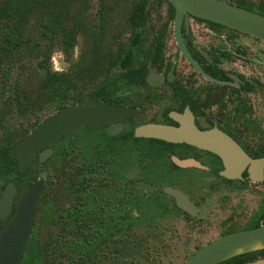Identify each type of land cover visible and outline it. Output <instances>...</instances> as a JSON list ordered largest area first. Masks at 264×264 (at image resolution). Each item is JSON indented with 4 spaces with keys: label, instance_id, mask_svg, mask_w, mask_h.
<instances>
[{
    "label": "flooded vegetation",
    "instance_id": "obj_1",
    "mask_svg": "<svg viewBox=\"0 0 264 264\" xmlns=\"http://www.w3.org/2000/svg\"><path fill=\"white\" fill-rule=\"evenodd\" d=\"M220 1L264 16V0ZM128 2L142 12H125L115 34L109 12L105 28L115 48L128 47V62L97 64L94 85L83 89L108 100L83 101L131 113L97 128L80 123L48 145L45 161L55 152L68 172L62 182L54 174L57 163L50 167L46 214L38 211L41 178L18 264H136L137 245L145 259L161 251L186 264L212 240L264 225V42L191 14L176 19L167 0ZM127 17L133 19L128 26ZM146 125L188 136L137 135ZM7 183L0 180V196ZM19 193L9 213H0V233ZM230 259L264 264V248Z\"/></svg>",
    "mask_w": 264,
    "mask_h": 264
},
{
    "label": "trees",
    "instance_id": "obj_2",
    "mask_svg": "<svg viewBox=\"0 0 264 264\" xmlns=\"http://www.w3.org/2000/svg\"><path fill=\"white\" fill-rule=\"evenodd\" d=\"M67 0H0V180L13 182L17 192L31 185L40 170H50L57 163L54 174L62 182L68 172L61 155L54 154L44 163L34 160L24 173L17 171V163L8 155L9 149L25 137L41 120V116L78 104L86 99L108 100L95 90L83 87L94 85L101 67L97 64H127L128 47H114V35L107 36L105 28L110 8L99 4L97 18L88 25L79 24L64 16ZM58 10L53 12L51 6ZM127 4L125 12L141 13L139 4ZM135 8V9H134ZM137 19V18H136ZM133 19L127 17L126 26ZM77 33L82 49L71 59ZM53 45L62 49L71 67L66 73L54 72L50 65ZM44 117V118H45ZM55 145V144H54ZM53 145V146H54ZM53 171L44 175V188L38 211L46 214L43 193L53 182ZM61 190L66 187L60 186ZM33 236V233H32ZM29 242L28 254L33 251ZM230 259L219 264H231ZM27 262L32 263L28 258Z\"/></svg>",
    "mask_w": 264,
    "mask_h": 264
},
{
    "label": "water",
    "instance_id": "obj_3",
    "mask_svg": "<svg viewBox=\"0 0 264 264\" xmlns=\"http://www.w3.org/2000/svg\"><path fill=\"white\" fill-rule=\"evenodd\" d=\"M175 11V18L181 14L209 20L251 35L264 42V16L228 4L220 0H167ZM131 113L130 109L100 101L87 100L80 105H68L40 121L28 134L16 142L8 151L17 162V170L24 173L34 158L39 163L51 154L48 145L57 141L61 134L71 131L80 123L97 128ZM137 135L179 141L187 132L170 127L146 125L136 130ZM43 186L41 178L21 189L15 200L14 214L4 224L0 233V264H18L32 227L38 198ZM16 194L15 186L8 182L0 196V213L7 215ZM178 205L179 196L172 192ZM264 248V225L255 229L235 232L218 237L199 248L186 264H218L232 257Z\"/></svg>",
    "mask_w": 264,
    "mask_h": 264
},
{
    "label": "rangeland",
    "instance_id": "obj_4",
    "mask_svg": "<svg viewBox=\"0 0 264 264\" xmlns=\"http://www.w3.org/2000/svg\"><path fill=\"white\" fill-rule=\"evenodd\" d=\"M103 4L105 7L110 8L109 10L111 11L112 15H111V24L109 27V33H117L119 28L122 26V20L124 18L125 15V10L128 4V0H67L65 2V5L63 3V6L65 8L64 10V16L68 17L70 20L73 19L77 20L79 22V24L84 25H88L92 22L95 21V13L99 7V4ZM51 9L53 12H56L58 10V6L56 4H53V6H51ZM82 49V42H81V38L79 36V34L77 33L76 38H75V42L72 48V55H71V59L74 60L76 59L77 55H74L75 52H77L78 50V54L79 51ZM54 50H58V47L56 45H53L52 49H51V54L54 52ZM71 65V64H70ZM42 119L45 117L44 115L41 116ZM75 135L77 133H74ZM51 170H40V176L39 178H44V175L47 172H50ZM158 244H156L155 242L151 243L150 246H157ZM137 251L139 253L136 254H140V255H136V264H183L185 261L183 260H179V259H175L174 255H165L162 254L161 251H159L155 256L156 257H151V256H147V258L145 259L142 255V245H137ZM183 250V249H182ZM179 250L177 251L180 254L185 253V250ZM125 258L131 260L134 258L133 257H128L125 255ZM143 256V257H142ZM122 258H120V262H122Z\"/></svg>",
    "mask_w": 264,
    "mask_h": 264
},
{
    "label": "clouds",
    "instance_id": "obj_5",
    "mask_svg": "<svg viewBox=\"0 0 264 264\" xmlns=\"http://www.w3.org/2000/svg\"><path fill=\"white\" fill-rule=\"evenodd\" d=\"M74 55H78V50ZM50 65L52 70L57 73H66L71 67L66 59V54L62 49L54 50L50 56Z\"/></svg>",
    "mask_w": 264,
    "mask_h": 264
}]
</instances>
